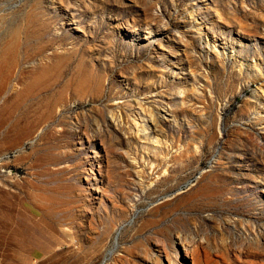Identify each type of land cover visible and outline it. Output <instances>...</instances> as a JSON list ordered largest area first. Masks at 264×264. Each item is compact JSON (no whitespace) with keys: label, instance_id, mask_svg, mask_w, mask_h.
I'll return each instance as SVG.
<instances>
[{"label":"rangeland","instance_id":"1","mask_svg":"<svg viewBox=\"0 0 264 264\" xmlns=\"http://www.w3.org/2000/svg\"><path fill=\"white\" fill-rule=\"evenodd\" d=\"M12 39L0 264H264V0H0Z\"/></svg>","mask_w":264,"mask_h":264},{"label":"bare ground","instance_id":"2","mask_svg":"<svg viewBox=\"0 0 264 264\" xmlns=\"http://www.w3.org/2000/svg\"><path fill=\"white\" fill-rule=\"evenodd\" d=\"M18 47H19V43L17 39H12L8 43L5 42L3 43V48L2 51L0 52V76H3V78H0V86L3 85V81L6 82L7 78L8 77L11 78V76L14 74L12 69L15 63L18 61V56H17ZM1 92L2 90H0V94ZM4 105L0 108V112L2 110H5ZM16 143H18L17 140L15 144ZM203 195L208 197L204 193ZM187 235L185 236L184 234H180L176 237V242L178 244L176 253L170 252L165 247L159 248L158 249L159 258H157L155 264H202L201 261L205 260L204 257L208 259L212 253H216L213 251L214 246L211 244L210 239L209 242H207L204 239H203L204 241H202L199 238L196 239L193 237L192 238L187 237ZM212 236H217V235L212 234ZM228 248L236 253H241L244 251V248L237 247V242L236 243L233 242L232 244L230 243ZM173 259L175 260L174 262ZM146 264H149V260L146 261Z\"/></svg>","mask_w":264,"mask_h":264}]
</instances>
